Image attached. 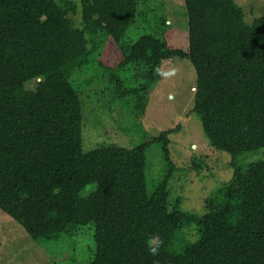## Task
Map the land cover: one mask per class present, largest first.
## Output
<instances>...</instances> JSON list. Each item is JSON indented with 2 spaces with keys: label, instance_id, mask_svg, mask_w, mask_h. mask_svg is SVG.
Here are the masks:
<instances>
[{
  "label": "trees",
  "instance_id": "1",
  "mask_svg": "<svg viewBox=\"0 0 264 264\" xmlns=\"http://www.w3.org/2000/svg\"><path fill=\"white\" fill-rule=\"evenodd\" d=\"M137 2L79 0L76 27L71 1L0 0V212L34 242L93 223L95 256L88 264H264V161L236 163L264 148V17L248 25L234 0H184L183 51L154 35L123 40ZM108 38L122 49V66L137 73L140 85L129 92L142 115L163 63L180 58L194 66L191 111L210 146L231 156L233 171L206 199L204 215L184 213L178 199L171 201L176 168L168 136L175 129L131 148L83 150L80 89L70 78ZM107 76L122 88V80ZM151 144L160 145L168 173L148 195ZM191 164L196 172L204 166L197 158ZM191 224L198 239L170 250L177 231Z\"/></svg>",
  "mask_w": 264,
  "mask_h": 264
},
{
  "label": "rangeland",
  "instance_id": "2",
  "mask_svg": "<svg viewBox=\"0 0 264 264\" xmlns=\"http://www.w3.org/2000/svg\"><path fill=\"white\" fill-rule=\"evenodd\" d=\"M63 1V0H59ZM71 1L77 7L71 16L76 27H81L79 0ZM244 12V21L251 25L264 17V0H234ZM137 13L124 34V41H136L143 35L165 39L174 49L188 50V19L184 0H138ZM124 58L119 45L104 39L88 64L71 75L70 82L80 89L83 107V150L101 147H135L175 129L168 136L170 160L175 166L168 182L171 201L178 199L184 213L204 215L205 201L215 187L228 182L233 174L231 156L216 151L207 140L201 118L193 113L196 71L188 59L173 58L161 65L160 79L147 96V107L142 115L137 99L130 89L140 82L131 66H122ZM107 75L122 80L117 89ZM93 82H90L91 80ZM204 164L196 172L191 159ZM264 161V148L245 152L236 163L245 166ZM145 183L148 195L162 183L168 173L167 162L159 144H151L146 151ZM95 185L86 187L87 196ZM95 226L70 225L54 240L34 242L25 231L7 215L0 212V264H88L95 256ZM194 224L177 231L170 250L182 248L198 239Z\"/></svg>",
  "mask_w": 264,
  "mask_h": 264
},
{
  "label": "clouds",
  "instance_id": "3",
  "mask_svg": "<svg viewBox=\"0 0 264 264\" xmlns=\"http://www.w3.org/2000/svg\"><path fill=\"white\" fill-rule=\"evenodd\" d=\"M149 253H150L151 255H156V254H157V248H150V249H149Z\"/></svg>",
  "mask_w": 264,
  "mask_h": 264
}]
</instances>
